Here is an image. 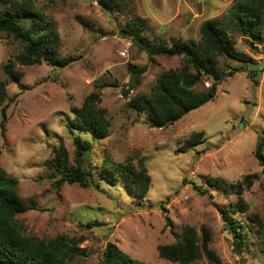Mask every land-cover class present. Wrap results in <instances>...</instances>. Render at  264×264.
I'll list each match as a JSON object with an SVG mask.
<instances>
[{
	"label": "rangeland",
	"instance_id": "rangeland-1",
	"mask_svg": "<svg viewBox=\"0 0 264 264\" xmlns=\"http://www.w3.org/2000/svg\"><path fill=\"white\" fill-rule=\"evenodd\" d=\"M34 1L59 34L58 53L72 58L65 65L16 63L20 77L6 85L8 97L16 98L6 108L4 134L0 131V164L17 177L18 194L28 206L16 214L24 231L45 239L58 234L79 239L85 254L71 264H103L107 241L145 264H181L158 255V244L174 240L165 225L168 215L177 230L186 224L199 235L201 226L210 229V246L220 261L203 255L189 264H264V252L256 245L257 227H264V164L254 154L263 139L264 156V24L262 37L253 43L230 31L236 50L257 60L258 66L245 65L231 73L240 61L220 56L222 73L215 80V93L172 123L156 127L127 101L137 92H148L155 77L179 66L183 56L149 55L123 32L128 14L109 12L98 0ZM131 1L135 13L147 20L144 33L150 43L168 45L177 37L198 40L201 23L214 17L225 20L234 0ZM19 49L17 40L0 32V78L5 76L2 64ZM252 68L257 70L253 78L248 73ZM212 82L213 77L203 76L194 88L205 92ZM126 87L131 90L125 93ZM96 89L110 127L104 137L80 133L92 143L85 162L91 182L83 186L63 180L57 186L58 175H51L48 167L52 146L62 142L74 163L73 135L79 132L66 126L73 116L70 106ZM196 131H202V141L181 150L183 140ZM139 157L151 177L144 196L133 194L123 177L115 183L100 178L104 159ZM246 173L258 176L241 194L247 208L232 212L243 230L252 225L248 242L238 252L220 209L236 203L238 194L229 184ZM209 177L222 184L207 183ZM94 220L102 224H89Z\"/></svg>",
	"mask_w": 264,
	"mask_h": 264
},
{
	"label": "trees",
	"instance_id": "trees-1",
	"mask_svg": "<svg viewBox=\"0 0 264 264\" xmlns=\"http://www.w3.org/2000/svg\"><path fill=\"white\" fill-rule=\"evenodd\" d=\"M105 10H116L128 14L123 32L151 55L153 52L164 55H182V63L174 68L163 70L155 77L148 92H137L128 99V105L136 111L145 113V119L150 126H166L185 112L198 106L207 95L215 93V80L221 75L219 66L220 56L240 61V65L232 67L231 73L245 69L244 66L257 64L251 56L239 52L234 47L230 31H238L250 39V43L262 37L264 24V0H234L228 9L225 20L219 18L205 19L200 26L201 35L198 40H187L180 37L172 38L170 44H151L144 33L146 18L137 15L131 0H98ZM45 9L34 0H0V32L12 36L18 41L20 49L10 56L3 64L4 78H0V131L5 132L7 119L6 108L16 97L7 95L6 85L15 82L20 77L16 63L32 64L45 61L53 65H65L71 60L70 55L62 56L58 53L59 34L53 22L46 16ZM85 24L84 21H81ZM249 75L257 74L256 69H250ZM213 77L214 82L205 92L194 88L203 77ZM258 82V79H254ZM101 86V85H100ZM125 93L128 87L124 88ZM101 92L99 89L87 93L79 105H71L73 116L66 121L73 135L74 163L69 160V154L62 142L52 146V157L48 162L51 175H58L57 186L60 182H78L85 186L91 182V169L86 168L89 162V151L92 148L90 139L80 133H92L96 137L108 134L110 118L106 109L99 105ZM203 139L202 131L192 132L180 144L181 150L193 147ZM260 139L254 149L259 163L264 164ZM205 148L198 150L202 152ZM1 154V147H0ZM101 179L115 183L123 177L127 181L129 190L144 196L151 183L143 157L135 161L104 159L99 167ZM257 173H246L240 179L232 182L238 194L236 203L229 208H221L222 216L231 225L229 228L233 236V245L238 252H242L243 245L249 240L252 225L243 230L238 219L232 212L247 208L242 192L251 186ZM207 183L222 184L216 177L207 178ZM18 179L11 176L0 164V264H71V260L78 255H84L85 249L78 244L74 237L58 234L48 239L28 234L16 214L27 210L28 206L18 194ZM264 191V180L261 181ZM96 186H100L96 182ZM226 187V185H223ZM203 190H206L205 188ZM201 189V191H203ZM162 208H164L162 206ZM102 224L94 220L89 224ZM165 225L170 227L174 236L171 242L157 245L158 255L181 264H189L203 255L209 260L219 262L214 249L210 246L211 232L206 226H201V235L193 225L186 224L181 230L174 228L172 220L165 216ZM256 245L264 252V227H257ZM103 264H145L121 249L115 242L107 241L102 251Z\"/></svg>",
	"mask_w": 264,
	"mask_h": 264
},
{
	"label": "water",
	"instance_id": "water-1",
	"mask_svg": "<svg viewBox=\"0 0 264 264\" xmlns=\"http://www.w3.org/2000/svg\"><path fill=\"white\" fill-rule=\"evenodd\" d=\"M143 70H144V69H142L141 71H137V72H135V74H134V79H136L137 76H138ZM220 78H221V77H219V79H220ZM210 96H211V95H208V96H206L204 99H202L201 103L205 102ZM226 226H227L228 228H231V225H230L229 222L226 223Z\"/></svg>",
	"mask_w": 264,
	"mask_h": 264
},
{
	"label": "built area",
	"instance_id": "built-area-1",
	"mask_svg": "<svg viewBox=\"0 0 264 264\" xmlns=\"http://www.w3.org/2000/svg\"><path fill=\"white\" fill-rule=\"evenodd\" d=\"M123 53H124V52H123ZM205 83H206V85H208V84H209L207 81H206ZM129 90H131V89H128V91H129Z\"/></svg>",
	"mask_w": 264,
	"mask_h": 264
}]
</instances>
